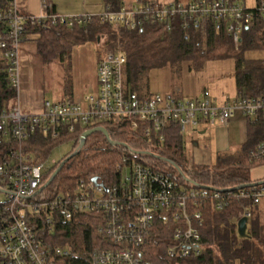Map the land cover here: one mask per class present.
Listing matches in <instances>:
<instances>
[{
	"label": "built area",
	"instance_id": "2783aa9c",
	"mask_svg": "<svg viewBox=\"0 0 264 264\" xmlns=\"http://www.w3.org/2000/svg\"><path fill=\"white\" fill-rule=\"evenodd\" d=\"M256 18L264 19V0H256L252 7L244 0H121L117 8L106 6L98 13L80 14L23 13L15 0H10L6 8L0 9V52L6 60V79L16 91L15 104L0 109V137L14 143L10 159L0 164V192L6 195L0 200V264H55L56 257L69 255V249L48 246L38 239L35 219L41 218L47 232L52 233L54 220H69L78 213H100L102 223L98 232L119 245L91 252L90 264H148L139 248L155 215L162 212H170L175 221L168 255L199 256L202 218L200 212L189 211V200L195 203L212 198L220 209L226 205L229 194L250 199L253 204L264 197L262 184L249 189L237 187L233 193L207 187L183 189L169 176L123 157L117 166L121 178L113 188L80 180L71 194L35 200L44 172L55 164L53 160L52 164L47 160L32 163L30 154L25 152V141L36 132L51 140L72 136L70 139L76 144L81 134L97 123L129 119L132 128L143 123L147 143L155 140L161 144L165 140L163 130L172 123L179 126L182 135L188 130H198L201 125H228L235 112L244 116L264 112V93L222 102L205 90L192 99L178 93L140 96L124 84L125 55L108 48L97 62V89L92 94L78 100H47L41 111L23 112L17 100L20 50L32 27L73 28L93 22L129 30L146 23H156L168 30L176 24L184 30L210 26L229 34L234 49L238 50L243 30L252 27ZM249 158L256 163L264 162V139L249 151ZM243 216L248 219L251 211L245 209Z\"/></svg>",
	"mask_w": 264,
	"mask_h": 264
},
{
	"label": "trees",
	"instance_id": "16d2710c",
	"mask_svg": "<svg viewBox=\"0 0 264 264\" xmlns=\"http://www.w3.org/2000/svg\"><path fill=\"white\" fill-rule=\"evenodd\" d=\"M9 2L0 0V9L6 8ZM120 2L104 0L105 7L111 8H117ZM43 5L45 12H51L47 2ZM27 34L34 43L36 55L44 63L70 57L72 48L87 40L102 43L104 49L123 53L126 57L124 84L140 96L151 94L146 89L145 80L153 69L182 62H188L191 68H202L206 61L230 57H234L236 97L264 93V58L243 57L245 51H264V19L261 18H256L252 27L243 30L238 50L234 49L229 34L210 26L184 30L176 24L168 30L156 23H146L129 30L93 22L73 28L36 25ZM5 66L6 60L0 52V109H8L16 102V91L6 79ZM245 117V141L236 152L220 156L212 165L189 164L184 157L183 136L175 123L165 127V140L161 144L155 140L147 143L143 123L137 128H132L129 119L97 123L91 128L103 126L108 137L96 131L85 139L81 147L77 141L73 150L44 172L40 187L62 163L52 181L36 194L35 200L66 196L75 191L80 180L91 182L92 178L105 187L113 188L121 178V169L117 166L123 157L169 176L183 189L207 187L233 193L239 186L264 180L252 178L251 170L256 162L249 158V151L264 139V112ZM71 137L64 135L61 139L51 140L36 132L25 141L24 150L30 154L32 163L43 162L57 144ZM13 148L12 140L0 137V164L10 159ZM261 184L264 185V182ZM256 206L250 199L237 198L232 194L228 195L226 205L220 209L216 208V201L212 198L199 199L195 203L189 200V211L200 212L202 218L199 227L201 254L189 257L168 255L175 226L170 212L155 215L139 250L148 264H264V239H258L264 236V223L253 210ZM247 208L251 216L247 222V236L242 238L237 232V222ZM35 220L37 237L43 244L59 245L70 250L69 255L56 257L55 264H90L91 252L119 246L107 241L98 232L102 223L100 213H78L69 220H54L52 233L47 232L41 218Z\"/></svg>",
	"mask_w": 264,
	"mask_h": 264
},
{
	"label": "rangeland",
	"instance_id": "374dc122",
	"mask_svg": "<svg viewBox=\"0 0 264 264\" xmlns=\"http://www.w3.org/2000/svg\"><path fill=\"white\" fill-rule=\"evenodd\" d=\"M244 1L249 7L256 4V0ZM80 13L83 12L70 14ZM104 52L102 43L87 40L75 45L70 57L44 63L36 55L33 41L22 42L19 61L20 84L17 92V100L22 111L39 112L47 100L51 102L78 100L84 95L92 94L97 89L96 65L104 56ZM243 57L262 59L264 51H245ZM122 76L124 79V70ZM234 76V57L206 61L202 68H191L188 62H182L178 65L151 70L147 74L145 86L150 93L163 95L178 93L180 97L189 99L198 97L205 90L218 102H222L226 99L233 100L237 96ZM234 114L228 125H208L204 131L199 129L182 133L184 157L190 165H212L220 156L238 150L245 141L247 120L241 113ZM202 126L204 125L200 128ZM74 147L72 139L62 141L53 148L47 163L52 164V160L57 162ZM251 175L254 179L263 178L264 163H254ZM5 197L6 195L0 192V200H4ZM253 210L258 213L261 222L264 223V197H261ZM258 239H264V236Z\"/></svg>",
	"mask_w": 264,
	"mask_h": 264
},
{
	"label": "crops",
	"instance_id": "0c3cea01",
	"mask_svg": "<svg viewBox=\"0 0 264 264\" xmlns=\"http://www.w3.org/2000/svg\"><path fill=\"white\" fill-rule=\"evenodd\" d=\"M15 2L21 12L29 14H38L40 12H45L43 5L44 2H47L50 5L49 9L51 12L57 13H96L105 9L104 0H15ZM29 38L30 36L29 34H27L23 42L30 40ZM205 127L206 126H202V128L199 129H201V131H204ZM256 179H264V177Z\"/></svg>",
	"mask_w": 264,
	"mask_h": 264
},
{
	"label": "water",
	"instance_id": "95a60500",
	"mask_svg": "<svg viewBox=\"0 0 264 264\" xmlns=\"http://www.w3.org/2000/svg\"><path fill=\"white\" fill-rule=\"evenodd\" d=\"M96 131H99V132H102L106 137H108V132L107 130L103 127V126H96V127H93V128H90V129H87L86 131H84L81 136H80V141H79V147H81L84 142H85V139L92 133L96 132ZM61 165L62 163L55 169V171L52 173V175L50 176V178L48 179V181L42 185L40 187V190L42 188H44L46 185H48L52 179L54 178V176L57 174V172L60 170L61 168ZM92 182L97 184V180L96 178H92ZM264 180H261V181H258V182H255V183H251V184H246V185H243V186H239V187H244V186H255L256 184H261L263 183ZM231 190V189H230ZM247 222H248V219L246 217H241L238 222H237V232L239 234L240 237L242 238H245L247 236V233H246V228H247Z\"/></svg>",
	"mask_w": 264,
	"mask_h": 264
}]
</instances>
